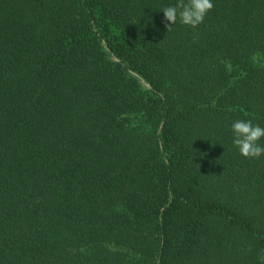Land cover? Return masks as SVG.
I'll return each mask as SVG.
<instances>
[{
  "label": "trees",
  "instance_id": "16d2710c",
  "mask_svg": "<svg viewBox=\"0 0 264 264\" xmlns=\"http://www.w3.org/2000/svg\"><path fill=\"white\" fill-rule=\"evenodd\" d=\"M176 2L0 0V264H264V0Z\"/></svg>",
  "mask_w": 264,
  "mask_h": 264
},
{
  "label": "clouds",
  "instance_id": "9594fccd",
  "mask_svg": "<svg viewBox=\"0 0 264 264\" xmlns=\"http://www.w3.org/2000/svg\"><path fill=\"white\" fill-rule=\"evenodd\" d=\"M213 0H177L174 5H168L161 11L171 28L179 23L195 28L199 26L207 14L213 9ZM231 143L245 158H260L264 156V126L254 124L251 120L237 119L231 123Z\"/></svg>",
  "mask_w": 264,
  "mask_h": 264
}]
</instances>
